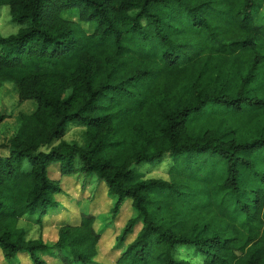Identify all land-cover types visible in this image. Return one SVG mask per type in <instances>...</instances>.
<instances>
[{
    "label": "trees",
    "instance_id": "16d2710c",
    "mask_svg": "<svg viewBox=\"0 0 264 264\" xmlns=\"http://www.w3.org/2000/svg\"><path fill=\"white\" fill-rule=\"evenodd\" d=\"M3 6L20 29L0 35V91L12 84L20 107L36 104L0 146L6 264H97L125 202L136 216L105 264H264V0ZM70 126L84 145L65 140ZM164 162L169 180L146 178ZM76 174L105 188L110 221L82 206L54 243L27 240L20 221L42 229L59 215L62 178ZM182 247L200 263L178 258Z\"/></svg>",
    "mask_w": 264,
    "mask_h": 264
},
{
    "label": "rangeland",
    "instance_id": "374dc122",
    "mask_svg": "<svg viewBox=\"0 0 264 264\" xmlns=\"http://www.w3.org/2000/svg\"><path fill=\"white\" fill-rule=\"evenodd\" d=\"M20 29V26L12 22V17L10 15V9L8 6H3L0 8V35L7 37L13 34H16ZM36 104L34 102H25L21 107L18 105V96L15 91V87L12 84H7L0 91V112L7 114L9 117L4 124L0 125V146L4 145L9 137L14 133L18 128L17 117L20 113L31 114L35 110ZM65 140L71 144H77L82 146L85 144L84 139V129L77 126H70L68 128L67 135ZM0 153L5 150H1ZM150 166V165H148ZM144 167L142 171L145 173L146 178H161L164 180H169L168 166L167 162L156 166L148 168ZM59 167L53 165L50 168L51 176L54 180L59 179ZM87 181L86 188L83 186ZM63 187L67 190V197H62L61 200L64 201V209L59 211L58 214L52 215V217H46L44 219V226L42 229L38 225L29 221L27 219L20 221V228L27 230V240H38L41 237L45 242L49 244L54 243L57 240L58 234V223L63 220L76 222L80 218V213L84 209H89L93 213H99L98 215H103L99 218L100 222H103L104 226L110 221L105 219V212L109 211L111 207V202L108 200L105 194V188L99 190L100 186L96 180L91 177L86 176L85 174H76L70 178H62ZM80 203V205H79ZM82 204V205H81ZM128 203L125 202L122 209L123 213L117 219V228L115 230L107 232L101 243L103 246L101 257L98 260L97 264L110 263L117 256L116 250L113 252L112 247L114 244V239L118 235L119 230H121L125 224L133 216H136L135 210L127 208ZM83 206V207H82ZM112 223L110 224V227ZM105 228V227H104ZM139 228L135 231L137 232ZM178 258L189 259L194 263H200V258L197 257L191 249L182 247L177 251ZM21 264H30L29 260L25 257L20 256ZM48 261L52 264H60L58 261H54L51 258H47ZM0 264H6L4 258L0 252Z\"/></svg>",
    "mask_w": 264,
    "mask_h": 264
}]
</instances>
